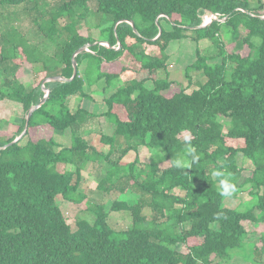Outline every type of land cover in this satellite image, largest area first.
Wrapping results in <instances>:
<instances>
[{
    "label": "trees",
    "instance_id": "trees-1",
    "mask_svg": "<svg viewBox=\"0 0 264 264\" xmlns=\"http://www.w3.org/2000/svg\"><path fill=\"white\" fill-rule=\"evenodd\" d=\"M208 13L219 19L196 28ZM91 17L98 36L81 31ZM184 38L197 43V59L178 78L168 49ZM26 71L35 74L29 84ZM194 71L206 77L195 87ZM52 76L64 79L44 83ZM96 85L113 90L103 114L91 108ZM4 101L26 117L18 133L0 135V264H228L253 230L261 232L255 262L264 264V0H0ZM102 117L110 132L93 124ZM6 123L0 114V131ZM67 132L63 145L56 137ZM130 152L135 159L125 160ZM240 155L253 165L248 176ZM179 158L189 163L177 168ZM90 163L97 185L88 189ZM217 170L235 184L231 196L220 195ZM246 184L254 205L225 206ZM59 200L86 203L75 228ZM113 211H128L132 225L111 227Z\"/></svg>",
    "mask_w": 264,
    "mask_h": 264
},
{
    "label": "rangeland",
    "instance_id": "rangeland-1",
    "mask_svg": "<svg viewBox=\"0 0 264 264\" xmlns=\"http://www.w3.org/2000/svg\"><path fill=\"white\" fill-rule=\"evenodd\" d=\"M205 19L207 17H210L211 19H215L217 16H212L210 14L204 16ZM22 19V18H21ZM98 19L95 17H91L89 20L88 25H85L81 31L83 33H88V31L91 30L93 33V36H98L99 34V28H97L96 24L98 23ZM22 25L24 26L23 29H26L28 31V35L34 40H38V36L33 34L31 30L33 28H30L29 23L25 20L22 19ZM89 26H92L90 28ZM222 37L224 39V42H226V48L228 49L229 52L236 50L235 48V43L232 42L231 34L226 33L225 31H222ZM202 44V42H200ZM202 46V45H201ZM200 46V47H201ZM196 47L197 43L192 40L191 38H184L181 40H175L171 43L168 52H169V69L172 71L174 74H180L178 75V78L184 75V70L188 65H191L193 62L196 61L197 55H196ZM207 47L209 50H215V47L211 45L210 43L207 44ZM206 50V48L204 47ZM238 49V48H237ZM220 61V58L212 61L216 62ZM193 79H194V87L198 86L200 83H203L206 81V77L202 72L194 71L192 73ZM22 81L29 84L34 81L35 79V74L32 71H26L25 76L22 77ZM181 79L186 80V78L182 77ZM89 91L92 93L93 97L96 99V103L91 105V108H93L94 112H97L99 114H103L106 109V103L104 98L109 95L113 90H104V85L100 86H93L89 88ZM16 103L15 101H12ZM0 114L4 116V118L7 120V123L3 125V129L0 131L1 134H8L11 135L13 133H18L16 132L18 125L22 123L24 117H26V113L24 112L23 108L18 105H14L13 103L9 101H4L0 102ZM94 123H98V126L101 127L102 129L107 133L112 130V128L108 127L106 124V117H102V119H96ZM92 124V126H93ZM92 128L90 130L97 129ZM57 140L62 143L63 145H70L71 143V138L69 132H67L64 135H57ZM137 153L135 152H130L127 154V156L124 158L125 160H134L136 157ZM139 156L141 161L144 162H149L152 159V152L147 148V147H141L139 149ZM239 165L244 169L243 174L244 176H248L251 174L253 165L251 161L247 158H245L243 155L239 156ZM97 181H96V169L95 165L90 163L87 165V167L84 170V182H83V187L84 188H96ZM180 192V191H176ZM94 200L95 198H98V194L94 193L91 195ZM127 199L129 200L130 203L134 202V199L136 196L132 193H129L128 195H125ZM254 198L250 194V186L248 184L244 185L243 189L239 193L238 197L235 199L232 198H227L225 200V206L231 207V208H236L238 210H246L249 207H252L254 205ZM60 205H62V209L66 215L67 220L69 223L74 226L75 228V217L76 214L82 211V209L85 210L86 208V203H83L82 206H74L69 203L62 202V200H59ZM91 213V212H90ZM87 215V213L85 214ZM109 223L111 227L115 228L116 230H124L127 229L132 225V218L131 215L128 211H113L111 212L109 216ZM252 232H256L255 234L249 236L247 238V243L244 245L242 249L239 250L238 253H235L232 259L229 261L228 264H257L255 261H260L262 258L260 254H257L254 250V244L260 243V231H255L253 230Z\"/></svg>",
    "mask_w": 264,
    "mask_h": 264
},
{
    "label": "clouds",
    "instance_id": "clouds-1",
    "mask_svg": "<svg viewBox=\"0 0 264 264\" xmlns=\"http://www.w3.org/2000/svg\"><path fill=\"white\" fill-rule=\"evenodd\" d=\"M191 136L184 137L185 143V157H190L191 163H195L198 161L199 156L196 153V149L190 146ZM189 161L184 158H179L175 160V166L177 168L185 167ZM213 177L219 179V187H220V195L224 197L231 196L236 191L235 184L231 183L230 180L224 177V173L222 171H213Z\"/></svg>",
    "mask_w": 264,
    "mask_h": 264
},
{
    "label": "water",
    "instance_id": "water-1",
    "mask_svg": "<svg viewBox=\"0 0 264 264\" xmlns=\"http://www.w3.org/2000/svg\"><path fill=\"white\" fill-rule=\"evenodd\" d=\"M215 19L218 20L219 18H218V17H215ZM220 20L225 21V18H220ZM128 22L133 26L135 32H138V30H137V28H136V26H135V22H134L133 20H128ZM210 23H211V22H210ZM208 24H209V23H203V24H201L200 26H197L196 28L205 27V26L208 25ZM161 33H162V28H161V26H160V34H161ZM160 34H159V35H160ZM86 47H87V46H84V47L80 48V49L76 52V54L79 53V52L84 51V50L86 49ZM76 54H74V57L76 56ZM73 65H74V74H73V77H72V78H74V77L77 75V72H78V63H77L76 60H74ZM59 79L61 80V79H64V78H62V77H60V76H52V77H49V78L45 79V80H44V83L47 82V81H51V80H59ZM46 90H47V94H46V96L40 101V103H39L37 106H34V107L32 108V110L35 109V108H38L41 104H43V103L46 101V99H47V97H48V94H49V92H50L49 89H46ZM32 110L30 111V113H29V115H28V117H27V126H28V123H29L30 117H31V115H32ZM1 148H2V147H0V149H1Z\"/></svg>",
    "mask_w": 264,
    "mask_h": 264
},
{
    "label": "built area",
    "instance_id": "built-area-1",
    "mask_svg": "<svg viewBox=\"0 0 264 264\" xmlns=\"http://www.w3.org/2000/svg\"><path fill=\"white\" fill-rule=\"evenodd\" d=\"M208 14H210V15H212V16H216V15H214V14H211V13H208ZM208 14H206V15H208ZM212 21V19L210 18V17H207V19H205V17H204V22L203 23H210Z\"/></svg>",
    "mask_w": 264,
    "mask_h": 264
}]
</instances>
